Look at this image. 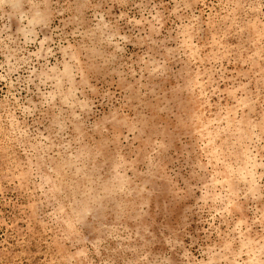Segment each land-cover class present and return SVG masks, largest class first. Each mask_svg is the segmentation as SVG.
<instances>
[{
  "label": "rangeland",
  "instance_id": "rangeland-1",
  "mask_svg": "<svg viewBox=\"0 0 264 264\" xmlns=\"http://www.w3.org/2000/svg\"><path fill=\"white\" fill-rule=\"evenodd\" d=\"M0 264H264V0H0Z\"/></svg>",
  "mask_w": 264,
  "mask_h": 264
}]
</instances>
